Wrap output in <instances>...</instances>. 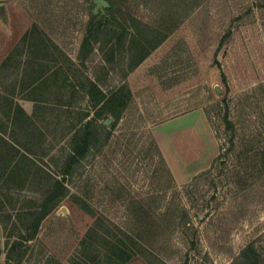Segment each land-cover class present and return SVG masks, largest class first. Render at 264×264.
<instances>
[{"label":"rangeland","instance_id":"obj_1","mask_svg":"<svg viewBox=\"0 0 264 264\" xmlns=\"http://www.w3.org/2000/svg\"><path fill=\"white\" fill-rule=\"evenodd\" d=\"M0 2V64L15 51L0 70V135L22 142V120L11 123L7 111L18 103L32 116L31 97L36 98L43 108L34 117L35 162L53 168L67 153L66 129L76 115L88 110L93 117L92 103L80 87V74L88 69L77 59L86 16L81 8L73 9L66 27L53 25L60 29L57 36L45 29L41 52L19 45L34 21L27 0ZM121 3L127 34L116 52L124 53L122 69L148 52L128 73L135 98L118 117L104 113L93 123L92 134L109 131L108 141L99 152L92 149L95 155L67 178L69 192L41 221L36 237L16 252L8 248L27 219L22 215L20 222L17 214L37 209L41 188L36 183L31 190L23 175L14 183L0 177V215L6 222L5 229L0 224V264H72L90 227L106 236L116 225L134 230L147 245L127 264H241L238 255L249 243L264 264V99H258L259 92L252 95L246 110L236 102L264 85V0H203L171 33L160 29L157 15L139 1ZM100 43L105 49L113 46ZM35 66L43 74L37 89L27 85ZM225 104L236 123L232 138L221 122ZM198 107L210 108L219 152L207 170L177 185L148 130ZM42 128L48 138L43 144ZM81 199L94 216L80 208ZM92 240L102 241L99 235ZM89 257V264H96L94 253Z\"/></svg>","mask_w":264,"mask_h":264},{"label":"trees","instance_id":"obj_2","mask_svg":"<svg viewBox=\"0 0 264 264\" xmlns=\"http://www.w3.org/2000/svg\"><path fill=\"white\" fill-rule=\"evenodd\" d=\"M106 1L108 6L102 10L98 9L94 13L90 9V6L94 5L91 0H27L26 7L34 21L22 35L19 45L23 44L24 46L28 43L29 48L34 50L37 48L41 52L42 35L46 37V33L43 32L45 29L48 30L46 32L57 36L60 29H55L53 25L66 27L64 26V21L67 20L65 18L71 16L70 12L73 9L81 8L83 15L86 16L85 21H83L84 33L79 44L77 59L82 67L88 69V72L85 71V73L80 74V87L85 98L92 103L93 117H89L88 110L76 115L73 124L66 129L69 135L65 142L67 153L61 163L51 168L45 163H42V166L37 165L35 162L37 153L33 151V147L36 145V135L38 134L35 132L37 129L34 126V117L37 111L43 108L40 102L31 97L34 102L32 116H29L18 103L10 104L7 115H11V123L15 124V118H21L22 120V125L18 126L19 138L22 142L17 144L4 138L2 134L0 135V142L4 144L0 152V177L6 183H14L15 180L21 179L23 175L22 181L26 182L30 189L38 183L41 188V196L36 210L17 214L20 222L23 218L27 219L24 223H21L16 239L8 248V252H16L20 246L36 237L41 221L58 206L69 192L67 178L73 176L74 171L82 161L95 155L92 149L99 152L108 141L111 135L109 131L92 134L93 123H96L104 113L118 117L131 98V91L126 83V77L147 56L148 52L137 60L132 58L130 62L135 61L126 71L122 69L121 63L124 61V53L122 51L116 52V49L122 45L127 34L124 25L126 20L123 19L125 12L121 0ZM137 1L142 6L150 8L151 12L157 15L156 20L161 24L160 29L171 33L203 0ZM180 6H183L181 10H179ZM39 22L42 24V28L38 25ZM103 40L105 42L110 41L113 46L105 49L100 43ZM161 41L157 42L153 48L158 46ZM15 49H17V46ZM14 52L9 53L1 62L0 70L13 58ZM111 60H113L112 64ZM36 68L35 66L31 70L27 83L28 87L34 89L39 87L43 78L42 72L39 71L41 68ZM104 88H108V90L104 91ZM257 92L261 94L258 99H264V85H260L256 89L240 95L236 99L237 104L246 110L250 104L249 98L256 95ZM227 108V104H225L226 112L222 114L221 122L225 129L230 132L232 138L236 123L229 118ZM209 109L203 107L208 122L213 129ZM39 136H42V144L48 141L43 128L42 132H39ZM215 137L217 139L216 134ZM97 141L99 142L96 145ZM44 154L45 152H41L40 158ZM19 165L21 166L19 167ZM19 182L21 184V181ZM78 203L83 211L94 216L95 210L86 200L81 199ZM22 215H25V217L22 218ZM10 216V214H7L6 220H9ZM0 224L3 229L6 228V222L2 215H0ZM93 235L101 236L102 241L97 243V241L92 240ZM79 246L80 257L73 260L72 264H89L91 253H94V257H97L96 264H127L135 256L144 253L147 248L146 243L137 232L117 225L112 233L106 236L98 234L97 227H90L80 240ZM238 258L242 260L241 264H259L260 262V256L252 243L241 249Z\"/></svg>","mask_w":264,"mask_h":264},{"label":"crops","instance_id":"obj_3","mask_svg":"<svg viewBox=\"0 0 264 264\" xmlns=\"http://www.w3.org/2000/svg\"><path fill=\"white\" fill-rule=\"evenodd\" d=\"M126 83L131 98H135L129 75ZM148 132L172 182L177 185L207 170L219 152L218 141L203 107L173 114L152 124Z\"/></svg>","mask_w":264,"mask_h":264},{"label":"water","instance_id":"obj_4","mask_svg":"<svg viewBox=\"0 0 264 264\" xmlns=\"http://www.w3.org/2000/svg\"><path fill=\"white\" fill-rule=\"evenodd\" d=\"M94 4L93 12L96 13L98 9H103L108 6V3L106 0H91ZM4 2H0V12L3 10ZM218 92V91H217Z\"/></svg>","mask_w":264,"mask_h":264}]
</instances>
